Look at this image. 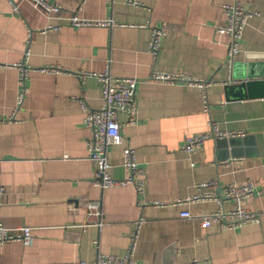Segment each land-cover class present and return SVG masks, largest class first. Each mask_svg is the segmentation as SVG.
I'll return each instance as SVG.
<instances>
[{
  "label": "crops",
  "instance_id": "crops-1",
  "mask_svg": "<svg viewBox=\"0 0 264 264\" xmlns=\"http://www.w3.org/2000/svg\"><path fill=\"white\" fill-rule=\"evenodd\" d=\"M46 1L60 15L0 0V221L33 230L30 245H0V264H95L99 255L125 257L133 243L136 264H264V84L241 80L248 64L264 75V0H240L249 14L233 66L226 8L237 0ZM73 14L114 25L74 27L64 18ZM154 28L166 32L157 54L149 50ZM15 65L29 70L24 86ZM107 70L138 80V122L120 117L124 140L108 155L110 175L124 180L123 150L134 151L142 190L93 185L81 102L100 109L95 76ZM157 73L201 85L155 81ZM215 127L227 136L211 135ZM205 134L201 150L183 151L187 137ZM248 183L256 195L244 204L260 219L239 229L202 226L220 209L215 200L176 204L206 193L224 198L226 186ZM86 201L101 217L79 206ZM189 211L193 218H181Z\"/></svg>",
  "mask_w": 264,
  "mask_h": 264
},
{
  "label": "built area",
  "instance_id": "built-area-1",
  "mask_svg": "<svg viewBox=\"0 0 264 264\" xmlns=\"http://www.w3.org/2000/svg\"><path fill=\"white\" fill-rule=\"evenodd\" d=\"M30 2L33 7L39 12L47 16L60 15L62 8L58 4H52L44 0H22ZM133 0H128V3L132 4ZM227 12L230 14V26L227 29L228 33L232 36L230 44V54L228 65L233 66V61L240 50L239 37L241 35L242 28L248 16V12L244 11L241 7L240 0H237L235 6L227 7ZM72 26H103L108 27L114 25L112 20L110 21H90L83 18H79L77 15H69L64 17ZM58 29V28H55ZM153 35L150 40L149 50L153 54L159 52V46L162 38L166 35V32L154 28L152 30ZM15 67L22 69L23 75L21 77V85H25L29 70L23 68L21 65H15ZM97 77L101 81L103 86V105L99 110H92L85 102H81L82 108L85 113L84 121L87 127L91 130L92 136L88 140V156L90 161L96 168V176L93 180V185L101 190L115 188L119 186H126L132 184L137 189L142 190L144 185V169L138 163L137 157L134 151L128 147L123 150L124 155V168L128 172V176L124 180L114 179L109 170L112 168L111 161L108 155L109 150L113 146L123 143L122 127L123 122L120 120L121 116L126 117L125 125L134 126L138 122V104L136 102V89L138 87L137 79L130 78H118L114 77L109 70L105 73L99 74ZM152 79L155 81L165 82L167 84L174 82H189L194 86H199L201 83L190 81L180 75L172 74H154ZM26 90L21 94L19 103L24 100ZM14 117L9 120H13ZM214 137L222 138L227 135L220 133L215 127L212 134ZM210 134L205 136H192L187 137L183 151L185 153L192 154L201 150L207 139L211 137ZM203 185L202 187H206ZM256 188L252 183L246 185L230 184L225 188V196L217 197L216 194H201L199 196L190 197L185 201H178L176 204H189L191 202H203L207 200H215L219 204L220 209L207 215L202 219V226L204 228L210 227L213 223H217L223 230H235L242 228L248 223H259V215L246 208L244 202L256 195ZM4 187L0 181V210L3 206L2 198L4 195ZM264 189L259 191V194H263ZM225 201L231 202L234 208L231 211L225 210ZM80 207H87L91 210V213L95 216L101 217L100 208L96 204L89 202H82ZM79 206H73L75 210H78ZM1 212V211H0ZM181 218L190 219L193 218L191 212H183ZM97 225L101 228L102 222L99 221ZM33 241V230L31 228H19L10 229L3 225L0 221V245L4 243H16L22 242L24 245H30ZM135 244L131 246L129 253L125 257H115L112 255H99L95 264H136L134 259Z\"/></svg>",
  "mask_w": 264,
  "mask_h": 264
},
{
  "label": "water",
  "instance_id": "water-1",
  "mask_svg": "<svg viewBox=\"0 0 264 264\" xmlns=\"http://www.w3.org/2000/svg\"><path fill=\"white\" fill-rule=\"evenodd\" d=\"M255 65L254 64H248L245 67V73L242 76L241 80H245L244 82V87L247 86H256L257 84H264V78L263 74H256L255 72Z\"/></svg>",
  "mask_w": 264,
  "mask_h": 264
}]
</instances>
